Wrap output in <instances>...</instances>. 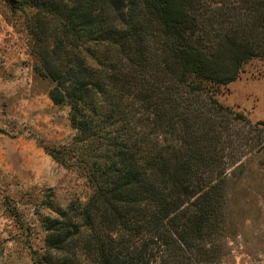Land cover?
<instances>
[{
    "label": "trees",
    "instance_id": "16d2710c",
    "mask_svg": "<svg viewBox=\"0 0 264 264\" xmlns=\"http://www.w3.org/2000/svg\"><path fill=\"white\" fill-rule=\"evenodd\" d=\"M17 2L92 188L35 264H230L227 187L264 121L215 95L264 58V0Z\"/></svg>",
    "mask_w": 264,
    "mask_h": 264
},
{
    "label": "rangeland",
    "instance_id": "374dc122",
    "mask_svg": "<svg viewBox=\"0 0 264 264\" xmlns=\"http://www.w3.org/2000/svg\"><path fill=\"white\" fill-rule=\"evenodd\" d=\"M18 0H0V264H35L46 218L92 188L68 147L76 130L69 106L49 96L40 76ZM216 98L250 121H264V58L244 64ZM264 134V133H263ZM48 149L60 156L55 160ZM228 183L230 264H264V148L246 157Z\"/></svg>",
    "mask_w": 264,
    "mask_h": 264
}]
</instances>
